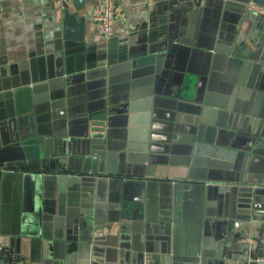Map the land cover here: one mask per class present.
Returning a JSON list of instances; mask_svg holds the SVG:
<instances>
[{"label": "crops", "instance_id": "obj_1", "mask_svg": "<svg viewBox=\"0 0 264 264\" xmlns=\"http://www.w3.org/2000/svg\"><path fill=\"white\" fill-rule=\"evenodd\" d=\"M74 1L0 0V169L32 171L43 160L49 172L84 170L80 154L66 160L54 144L38 155L9 136L16 94L23 106L45 107L51 121L63 112L74 134L106 122L112 175L133 176L150 146L162 159L151 166L158 173L146 181L143 208L123 206L107 186L74 191L52 189L38 176L9 184L0 178V264H82L76 243L64 239L68 215L90 218L88 264H196L183 259L200 201L185 190L180 208L189 220L171 224L174 180L207 184L201 226L208 244L199 264H264L257 262L264 214L255 226L228 230L231 183L264 180V136L253 124L264 122V18L247 11L249 2L264 7V0H115L109 39L95 22L103 0H84L83 42L64 36L62 12L74 13ZM20 199L26 206L16 234Z\"/></svg>", "mask_w": 264, "mask_h": 264}, {"label": "water", "instance_id": "obj_2", "mask_svg": "<svg viewBox=\"0 0 264 264\" xmlns=\"http://www.w3.org/2000/svg\"><path fill=\"white\" fill-rule=\"evenodd\" d=\"M73 6L75 10L74 13L70 12L67 7L64 8L62 12L64 36L83 42L86 22L85 18L79 15V11L84 7V0H75ZM234 55V57L241 56V54L240 56L239 54ZM229 82L231 84L235 83V78L230 79ZM107 91H111V88L107 89ZM18 97L20 98V94H16V98L14 97V107L6 123L9 136L12 138L14 137L17 142H24L27 145H32L38 155L52 152L54 144L55 150H59V155H68L66 160L71 155L80 154L83 156L81 169L84 170L83 172H80L81 170L75 172L70 168H62L58 171L49 172L46 169H42L44 165V161L42 160L40 165L32 171L16 170L15 172H5V174H3V170L0 169V178L5 181V184H9L17 179L16 177L18 176L21 178L22 182L23 178L38 176L40 181L47 182V185H53L51 187L52 189L55 188L54 186L59 188L60 185L64 184L69 185V188L74 191H78L82 188H90V190L97 188V190H100L101 187L107 186L112 191H115L113 195L117 194L119 198L123 196V200L126 202L123 206H127V204L135 201L141 203L140 206L142 208L144 207L143 204L145 203L147 190L146 181L153 180L155 177L154 174L158 173L156 169L152 172L151 166L160 164L159 161L162 159L161 157L157 158L154 156L152 152H155V149H152V146H150L151 154L149 156L146 154L147 156H142L138 159L140 164L138 165L137 172L133 173V176L130 174L112 175L108 172L110 135L108 131L109 126L106 122H99L93 130H86L84 133L74 134L71 130L72 124L74 123L68 121L64 117L63 112H58L57 115H53V121H51L52 117L42 114L45 107H40L39 105L35 106L33 105V101L23 106L19 103ZM126 100L127 98L125 99L124 97V101ZM253 124H255L254 127L256 126L255 135L259 136L260 140V137L262 138L264 136V122L253 120ZM241 125H246L245 119L241 120ZM260 143H262V141H260ZM164 160H166L165 157ZM163 164H168V159L167 163ZM152 173L154 174L151 177ZM56 181H58L57 184ZM231 185L230 201L232 213L230 214V218L232 222L229 224V234L234 233L235 229L243 231L250 223L252 226H255L256 223L261 220L257 217V214H264V180L253 184H246L243 179L237 176V179H235V182L231 183ZM168 190L172 197V203L169 204L171 224L189 220L184 212L182 214L180 208V199L186 196L184 193L185 190H188L189 193L191 192L192 195L199 198V218L197 221L194 220V226H187L188 236L186 239L187 243H185V252L189 257L183 259L184 262L199 264L201 259L198 258V256L203 257V251L207 248L208 244V239L206 237V234L208 235L207 227L201 226L204 219L202 203L205 199V193L207 192V184L201 181L174 180V182L169 183ZM134 194L136 195L135 198L133 197ZM22 204L25 208L26 199L23 203L22 199L18 200L14 206L15 221L17 224V229L15 228L16 234H20L19 230L20 227H22L19 225L22 223ZM238 204L241 211L240 214H238L240 215L237 219L238 223H236V208ZM233 212H235V216ZM68 218L72 219L69 220L70 222L68 225L65 224L66 231L64 232V239L68 244L76 243L79 256L83 258L82 264H88V260L91 258L90 241L92 240L90 218L88 216H80L77 218L71 215H68ZM247 219L249 221H247ZM205 232L207 233L204 237L203 234ZM40 236H42V234H39L36 238Z\"/></svg>", "mask_w": 264, "mask_h": 264}, {"label": "built area", "instance_id": "obj_3", "mask_svg": "<svg viewBox=\"0 0 264 264\" xmlns=\"http://www.w3.org/2000/svg\"><path fill=\"white\" fill-rule=\"evenodd\" d=\"M116 1L103 0V7L100 13L95 17V22L98 23L106 37L109 39L115 33V19H116ZM247 11L254 15L264 17V7L259 6L255 2L247 4ZM257 262L264 263V257L258 258Z\"/></svg>", "mask_w": 264, "mask_h": 264}]
</instances>
